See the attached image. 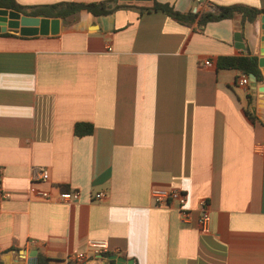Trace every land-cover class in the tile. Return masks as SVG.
<instances>
[{
	"label": "crops",
	"instance_id": "0c3cea01",
	"mask_svg": "<svg viewBox=\"0 0 264 264\" xmlns=\"http://www.w3.org/2000/svg\"><path fill=\"white\" fill-rule=\"evenodd\" d=\"M156 1L179 12L264 10V0ZM260 15L242 27L235 16L199 29L135 8L100 17L82 10L54 36L0 33V170L9 194L0 264L37 256L116 264L112 255L132 264H264V75L258 67L261 81L248 75L239 87L241 73L217 68L218 57L260 58ZM76 123L92 125V134L75 136ZM41 168L46 181L36 180ZM60 187L79 200H56ZM153 187L180 189L189 220L154 207ZM201 198L206 232L197 224ZM99 240L108 244L101 258L88 246ZM75 254L84 261L67 260Z\"/></svg>",
	"mask_w": 264,
	"mask_h": 264
},
{
	"label": "trees",
	"instance_id": "16d2710c",
	"mask_svg": "<svg viewBox=\"0 0 264 264\" xmlns=\"http://www.w3.org/2000/svg\"><path fill=\"white\" fill-rule=\"evenodd\" d=\"M204 1V0H203ZM135 8L139 14L159 12L176 20L182 24L195 23L197 28H201L209 22H217L224 19L240 17V26L245 22L253 23L264 10L251 8L245 5L235 4L229 6H216L211 12L192 13L179 12L168 4L158 3L151 0L150 6L135 7L134 5L118 3L117 0H106L91 3L61 2L56 4L23 6L16 0H0V9L16 11L24 16L58 18L65 20L68 17L84 10L93 17L109 15L117 10ZM2 35H9L4 33ZM217 68L222 70H236L246 75L253 74L257 81H261V74L258 68V59L255 56H223L217 58ZM93 127L87 123H76L74 125V135L81 137L92 134ZM61 191H68L66 187H60ZM107 256V255H106ZM37 264H48V259L37 256ZM113 264V262H111Z\"/></svg>",
	"mask_w": 264,
	"mask_h": 264
},
{
	"label": "built area",
	"instance_id": "2783aa9c",
	"mask_svg": "<svg viewBox=\"0 0 264 264\" xmlns=\"http://www.w3.org/2000/svg\"><path fill=\"white\" fill-rule=\"evenodd\" d=\"M201 1V0H199ZM110 50L109 48L107 49ZM204 66L210 64L208 60L202 63ZM249 83L248 75L241 73L237 79V85L239 87L247 86ZM48 177V172L46 169L41 168L39 171V175L36 180L46 181ZM36 196L40 200L49 201L52 199V195L48 191L37 190ZM9 197V194L4 192L3 183H2V172L0 170V208L1 202L6 200ZM105 197V194L100 192L96 195V198L102 199ZM56 200L67 202V203H74L79 200V193L77 191H61L59 190L55 197ZM150 199L152 205L156 208H169L175 207L179 214L180 219L184 222H187L190 218V213L186 208V195L178 188H159L153 187L150 189ZM197 224L201 231L206 232L209 224L210 214L207 202L204 198L198 200L197 204ZM89 249H91L92 253L98 256L106 254L108 252V244L106 241L99 240V241H89L88 242ZM85 259L83 254H75L68 256L67 260L81 263ZM32 258H29V264H36L32 263Z\"/></svg>",
	"mask_w": 264,
	"mask_h": 264
},
{
	"label": "water",
	"instance_id": "95a60500",
	"mask_svg": "<svg viewBox=\"0 0 264 264\" xmlns=\"http://www.w3.org/2000/svg\"><path fill=\"white\" fill-rule=\"evenodd\" d=\"M121 2H150L151 0H119ZM261 23V44L260 58L258 59V67L264 75V14L260 15ZM63 20L58 18L30 17L24 16L16 11L0 9V33L11 32L22 37L32 36H54L59 32L60 25ZM236 40L241 42L240 35L235 34ZM242 48V46H238ZM251 82H256V77L253 74L249 75ZM264 89V88H263ZM101 258V256H99ZM109 261H115L116 264H132V260H126L121 256L112 255L108 257ZM32 263H36V259L32 257ZM30 263V262H29Z\"/></svg>",
	"mask_w": 264,
	"mask_h": 264
}]
</instances>
